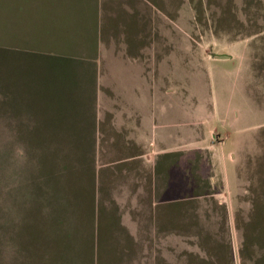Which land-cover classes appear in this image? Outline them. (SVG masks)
Wrapping results in <instances>:
<instances>
[{"label":"rangeland","instance_id":"1","mask_svg":"<svg viewBox=\"0 0 264 264\" xmlns=\"http://www.w3.org/2000/svg\"><path fill=\"white\" fill-rule=\"evenodd\" d=\"M109 1L0 0V264H264V0ZM123 51L156 122L232 135L215 157L143 152Z\"/></svg>","mask_w":264,"mask_h":264},{"label":"crops","instance_id":"2","mask_svg":"<svg viewBox=\"0 0 264 264\" xmlns=\"http://www.w3.org/2000/svg\"><path fill=\"white\" fill-rule=\"evenodd\" d=\"M107 1L109 0H98V13L100 19L108 10ZM114 5L117 13H121L122 18L126 19L130 18L134 12L133 10L141 7V5H145L147 9L150 6L151 13H154L155 8L153 0H114ZM113 15L117 14L113 13ZM100 23L103 22L100 21ZM119 23L124 25V21H119ZM121 40H129L126 32L123 30L121 31ZM108 57H115L118 59L119 63H121L120 70L117 68L114 70L117 75L114 77V81H111L110 77L106 76L107 82L113 83V87L115 86L117 89H122V93L115 97L118 100V103L116 102L115 104H120L125 107L121 109L120 112H117V120L122 123H130V127L136 131L135 135L137 144L141 145L142 149L144 148L143 152L164 153L181 149L203 148L208 149L212 156L215 157L217 148L226 144L229 139H231L232 135L226 132V140H219L217 136L213 135L214 130L211 129L213 128L211 125L207 126L208 130L206 132H200L199 135L190 138L181 134L179 130H176L177 132L172 130L173 132L175 131L174 133L172 131L169 132L170 126L164 123L156 122L155 108L152 110L149 108V98L153 96V91L151 92V96L148 97L147 100H144L145 102L138 100V90L140 88H146L148 95L150 90L153 89L152 81L154 80V77H152L149 73L148 75L142 74L143 67H141L138 63V56L133 55V53L123 51L120 54H114V56L109 55ZM107 69L109 71L108 73H113L110 68ZM102 78V75H100V81H103ZM150 102L153 104V100H150ZM142 104H146L145 110L141 109L140 106ZM158 113V115H162L163 117L164 112L159 110ZM131 136L134 135L131 134ZM151 167H154L153 162L151 163ZM217 168V166H214L215 170H217Z\"/></svg>","mask_w":264,"mask_h":264}]
</instances>
